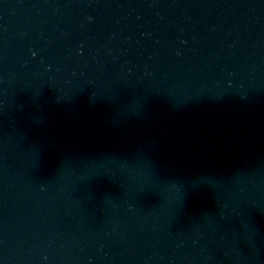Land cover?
<instances>
[{"label":"water","instance_id":"1","mask_svg":"<svg viewBox=\"0 0 264 264\" xmlns=\"http://www.w3.org/2000/svg\"><path fill=\"white\" fill-rule=\"evenodd\" d=\"M28 0H0V19Z\"/></svg>","mask_w":264,"mask_h":264}]
</instances>
